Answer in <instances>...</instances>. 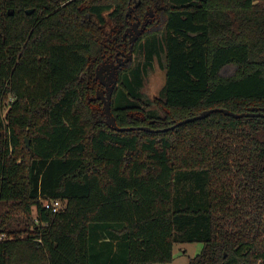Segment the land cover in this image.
Instances as JSON below:
<instances>
[{
	"label": "trees",
	"instance_id": "obj_1",
	"mask_svg": "<svg viewBox=\"0 0 264 264\" xmlns=\"http://www.w3.org/2000/svg\"><path fill=\"white\" fill-rule=\"evenodd\" d=\"M137 1L0 0V205L33 226L10 239L0 223V264H168L179 243L203 244L189 264H264V117L172 128L264 113V5ZM130 8L158 20L144 61L119 72L112 113L152 131L113 130L92 100ZM163 57L164 96L144 101Z\"/></svg>",
	"mask_w": 264,
	"mask_h": 264
},
{
	"label": "rangeland",
	"instance_id": "obj_2",
	"mask_svg": "<svg viewBox=\"0 0 264 264\" xmlns=\"http://www.w3.org/2000/svg\"><path fill=\"white\" fill-rule=\"evenodd\" d=\"M260 4L264 5V0H256ZM132 11V10H130ZM139 58V57H137ZM138 63V59L135 58L134 64ZM166 81V71H165V60L158 62L155 60L152 64V67L148 70L147 74L144 77V84L142 89V97L144 101L155 102L159 100L160 97L164 96V86ZM13 103L12 99L6 101L5 114L8 112L10 105ZM148 109H155L150 107ZM30 142V140H29ZM27 144V141H26ZM28 147V146H27ZM45 205L50 206L49 202H44ZM13 204H2L0 205V223L3 221L8 225L9 232H12V235L5 234V237L14 238L18 236L20 239H27L29 237L30 230L33 226L30 220L25 216L22 211L15 210ZM61 209V208H60ZM54 211V210H53ZM54 211V212H59ZM33 222L36 221L35 211L32 215ZM6 228V229H7ZM203 249L202 243H179L175 244L173 248L174 259L171 263L168 264H189L190 260L196 257L201 253Z\"/></svg>",
	"mask_w": 264,
	"mask_h": 264
},
{
	"label": "flooded vegetation",
	"instance_id": "obj_3",
	"mask_svg": "<svg viewBox=\"0 0 264 264\" xmlns=\"http://www.w3.org/2000/svg\"><path fill=\"white\" fill-rule=\"evenodd\" d=\"M140 4H141V0H140ZM138 6L136 8H138ZM128 16H130V20L123 35V39L125 41L124 47L119 48L116 46V48L114 49L115 51H113V49L110 50V53L107 56H104L101 63L97 66L96 77L97 75H99L98 72H100L99 78L98 79L96 78V80L99 83L98 91H101L102 93H104V91L106 90L105 84L110 83L109 80L112 78L113 73L116 71L115 69L116 66L120 65V69L118 71V78H119L120 70L128 66L130 63L134 64L135 58L138 59V62L144 61V58L140 53L144 51L146 52V41H145L146 33H148L150 26L155 24V22L158 20L155 11L152 10L151 8L147 9L144 15L139 16L138 14L133 12L132 14L130 13V15ZM143 25L146 27L143 28ZM132 40H134L133 43ZM139 44L140 46H142V49L141 51H139V53H137L136 47H138ZM131 50H132V58L127 61ZM123 54L125 56H123ZM98 101H100L103 104V101L101 100Z\"/></svg>",
	"mask_w": 264,
	"mask_h": 264
},
{
	"label": "water",
	"instance_id": "obj_4",
	"mask_svg": "<svg viewBox=\"0 0 264 264\" xmlns=\"http://www.w3.org/2000/svg\"><path fill=\"white\" fill-rule=\"evenodd\" d=\"M140 4V0L137 1V4L135 5V7H137ZM130 10H133V8H130ZM33 12V10H29L27 11L28 14H31ZM10 15H13L12 12H9ZM128 15H130V11L128 13ZM147 26V24H146ZM143 25V28L146 27ZM136 40V39H135ZM134 42V40H132V43ZM123 56H125L123 54ZM132 58V50L128 56V60H130ZM116 71L113 73L112 78L109 80V84H105L106 86V90L104 91V93H102L101 91L97 92V95L92 98V100H101L103 101V113L106 117V123L107 125L112 128L115 131H119V132H124V131H131V130H146V131H152L149 128H120L117 125L116 119L112 113V96H113V91L115 90L116 86L118 85V71L120 69V65L116 66ZM98 74L100 75V72H98ZM99 75H97V79L99 78ZM215 112H223L225 115L230 116V117H234V118H244V117H264V113L263 112H258V111H252L249 113H242V114H235L232 112H229L227 110H209V111H205L203 113H201L200 115L193 117V118H189V119H185L177 124H175L172 128L190 123V122H194V121H198L204 118L209 117L212 113ZM159 132V131H156ZM27 141V146L29 149H31L30 147V142L29 140Z\"/></svg>",
	"mask_w": 264,
	"mask_h": 264
},
{
	"label": "built area",
	"instance_id": "obj_5",
	"mask_svg": "<svg viewBox=\"0 0 264 264\" xmlns=\"http://www.w3.org/2000/svg\"><path fill=\"white\" fill-rule=\"evenodd\" d=\"M50 206L52 208V210L54 211H58L61 208V202L60 201H49Z\"/></svg>",
	"mask_w": 264,
	"mask_h": 264
}]
</instances>
